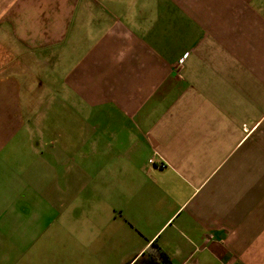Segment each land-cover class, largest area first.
I'll use <instances>...</instances> for the list:
<instances>
[{"label":"crops","instance_id":"1","mask_svg":"<svg viewBox=\"0 0 264 264\" xmlns=\"http://www.w3.org/2000/svg\"><path fill=\"white\" fill-rule=\"evenodd\" d=\"M152 242L264 264V0H0V264Z\"/></svg>","mask_w":264,"mask_h":264},{"label":"trees","instance_id":"2","mask_svg":"<svg viewBox=\"0 0 264 264\" xmlns=\"http://www.w3.org/2000/svg\"><path fill=\"white\" fill-rule=\"evenodd\" d=\"M154 247L151 255L154 256L157 260H159L160 264H170V259L167 253L155 242L151 244Z\"/></svg>","mask_w":264,"mask_h":264},{"label":"rangeland","instance_id":"3","mask_svg":"<svg viewBox=\"0 0 264 264\" xmlns=\"http://www.w3.org/2000/svg\"><path fill=\"white\" fill-rule=\"evenodd\" d=\"M6 56V54H4ZM12 64V62H10L9 65L6 66V68H12L10 65ZM35 100V99H34ZM26 111H28L26 109ZM31 111V110H29ZM29 130V131H28ZM37 130L34 128L33 129V126H28L24 129V130H21L17 136H37Z\"/></svg>","mask_w":264,"mask_h":264},{"label":"built area","instance_id":"4","mask_svg":"<svg viewBox=\"0 0 264 264\" xmlns=\"http://www.w3.org/2000/svg\"><path fill=\"white\" fill-rule=\"evenodd\" d=\"M148 162H149V164H155V160H154V158H149L148 159ZM166 166V164L164 163V162H159V164H158V167H160V168H163V167H165Z\"/></svg>","mask_w":264,"mask_h":264}]
</instances>
